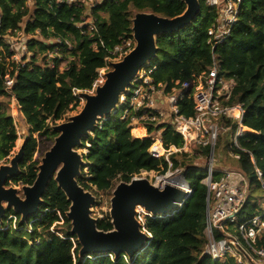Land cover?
Wrapping results in <instances>:
<instances>
[{"label": "trees", "instance_id": "obj_1", "mask_svg": "<svg viewBox=\"0 0 264 264\" xmlns=\"http://www.w3.org/2000/svg\"><path fill=\"white\" fill-rule=\"evenodd\" d=\"M67 1L34 0L30 8L28 0H0V163L10 159L19 140L11 98L16 99L30 133L20 173L9 179L8 187L35 183L41 163L35 156L40 145L47 144L46 150L53 145L58 137L53 128L80 107L82 93L92 90L117 48L128 43L134 47L136 13L176 18L187 9L181 0H100L92 8ZM201 6L202 14L190 25L157 37V57L144 69L155 68L151 75L155 84H165L169 91L176 82L191 81L208 72L216 61L220 76L234 83L232 89L221 88L228 98L224 104H243V125L251 130L239 140L241 150L235 149L242 154L239 166L250 171L253 154L264 172V0H242L228 38L215 49L209 31L219 17L218 9L203 0ZM23 30L44 39L33 40L32 59L25 60L26 64L13 59L15 51L9 40ZM55 52L58 56L50 59L49 54ZM63 63L67 64L61 70ZM8 78L14 80L11 89L6 85ZM180 112L188 117L194 114L190 100L181 105ZM122 115L117 110L101 118L77 149L86 151L78 182L97 198L101 192L114 191L117 181L130 183L142 172L166 174L169 170L164 159L150 155L152 139L135 138L131 118ZM155 124L150 122L149 133L162 130L166 147L183 146V138L169 124ZM172 163L174 168L181 165L176 155ZM183 166L192 195L172 214L144 216L143 226L151 239L133 257L125 253L81 257V245L67 218L71 203L52 180L40 212L27 222L7 210L0 223V264H237L232 258L220 261L207 256L205 176H198L192 164L184 162ZM98 229L114 230L109 215L99 220Z\"/></svg>", "mask_w": 264, "mask_h": 264}, {"label": "built area", "instance_id": "obj_2", "mask_svg": "<svg viewBox=\"0 0 264 264\" xmlns=\"http://www.w3.org/2000/svg\"><path fill=\"white\" fill-rule=\"evenodd\" d=\"M203 1L217 8L218 12L220 10L216 23L209 31L210 42L215 49L228 38L237 20L242 0ZM99 2L100 0H69L67 4L92 8ZM1 21L0 13V26ZM17 34L22 41L25 32ZM10 44L11 50L15 51L13 56V59L16 57L15 61L19 59V53L27 54L25 50H27L28 43L25 40L18 45L17 39L13 38ZM154 69L140 70L138 77L121 95L119 109H123L124 118H131L132 133L134 132L135 138L152 139L153 145L150 149L152 158L164 159L168 163L169 170L166 174H161L163 177L158 183L161 184L162 189L167 183L180 190L185 189L182 191L186 192L187 197L178 205V208H182L193 191L186 179V170L181 167L174 168L172 157L183 151L189 152L191 147L205 153L208 156V165L203 172L205 177L202 182L208 188L205 228L207 256L212 260L220 261L232 258L237 264H264V203L253 204L250 200L253 186L256 185L264 190V172L258 167L253 154H250L253 164L251 170L254 174L252 179L249 177L251 170L247 172L241 167L217 168L216 149L220 139L228 140L231 157L240 162L242 154L236 152L235 149L241 150L239 140L251 132L243 125L246 115L244 105L224 104L228 98H225L221 88L232 89L234 83L220 76V68L214 61L208 72L191 81L176 82L168 91L167 85L155 84L151 77ZM6 85L8 89H11L14 80L8 78ZM98 86H100L99 80L91 91H96ZM187 100L191 101L194 112L190 117L180 112L181 105ZM158 116L166 119V124H169L174 132L183 138L184 143L181 148L166 147L162 130L156 131L161 132V135L156 138L149 133L150 122H157ZM146 118L148 119L147 125L142 127L146 137L137 136L138 129L134 122L138 124ZM227 135L228 138H226ZM145 173L148 174V172ZM142 214L155 217L140 208L139 219L141 220Z\"/></svg>", "mask_w": 264, "mask_h": 264}, {"label": "water", "instance_id": "obj_3", "mask_svg": "<svg viewBox=\"0 0 264 264\" xmlns=\"http://www.w3.org/2000/svg\"><path fill=\"white\" fill-rule=\"evenodd\" d=\"M181 1L187 9L176 18L147 12L135 14L133 37L136 46L122 61L111 64L113 69L105 74V82L97 87L95 94H82L85 105L79 114L53 128L58 137L42 159L38 177L32 186H22L21 190L7 186L9 179L20 173L28 135L10 164L0 166V223H3L9 209L21 215L23 222L37 215L44 202L43 197L54 180L71 203L67 218L72 225V234L81 245V257L96 253H110L116 257L125 253L133 257L151 239L138 219V209L143 208L153 216H164L178 209L179 203L187 197L186 192L173 185L167 184L162 189L160 183L152 184L148 179L134 178L130 183L121 182L113 192L110 217L114 230H99V221L92 216L97 198L78 182L85 163L77 149L82 146L83 138L96 130L101 118L117 112L121 95L138 77L140 70L157 57V37L180 32L202 14V0Z\"/></svg>", "mask_w": 264, "mask_h": 264}, {"label": "rangeland", "instance_id": "obj_4", "mask_svg": "<svg viewBox=\"0 0 264 264\" xmlns=\"http://www.w3.org/2000/svg\"><path fill=\"white\" fill-rule=\"evenodd\" d=\"M33 3H34V0H28V6L30 8L33 7ZM220 12V10H219ZM218 12V13H219ZM21 32H24L21 31ZM19 34H16V36H14L15 38L14 39H17V43L18 45L22 42V41H26L28 43V47H27V50H25V52L27 54H24L23 53H19V59L16 61L17 63H25L24 61L25 60H28L27 62H30L31 61V57H32V53H31V50L32 49V46H33V40L36 39V40H44L42 39L39 35H29V34H24V38L23 40L21 41V38L18 37ZM9 40H13V38L9 39ZM136 46L135 44V41H134V47ZM133 46H131V43H128V44H125L124 46H122L121 48H118L117 51L114 53V58L110 59L109 60V64H108V67L106 69H103L101 70L100 74H101V77L99 79V85H102L104 82H105V74H107L108 72H110L113 68L111 66V64L113 63H117V62H120L123 60V58L131 52V50L134 48ZM34 48V47H33ZM58 55L55 53H50L49 54V58L53 59L54 57H57ZM42 60L44 58V56H41L40 57ZM16 59V57H15ZM14 59V60H15ZM41 59H40V63H41ZM26 64V63H25ZM66 64L67 63H63L61 64V70H64L65 67H66ZM102 83V84H101ZM84 93H88V94H95V91H86ZM83 94V93H82ZM10 108H11V114L15 120V124H16V127H17V130H18V136H19V140L17 142V147L13 153V155L10 157V159H8L7 161H4L2 163H0V166L2 165H9L10 164V161L11 159L18 153L19 149L21 148L22 144L24 143V140H25V137L28 135L30 136V133H29V127L27 126V123L23 117V115L21 114L20 112V107L18 106L17 102H16V99L15 98H11L10 99ZM85 105V100H83L81 102V105L80 107H78V109L72 113L69 114V116L64 119L63 121L59 122L57 125H61L63 123H66L69 121V119L77 114H79L83 107ZM118 110H120L121 112H123V109H119V106H118ZM124 116V114L122 115ZM158 120L156 122V127H159L160 125H163V124H166L167 121L166 119H164L163 117L161 116H158ZM147 121L148 119L146 118L145 120H141L140 122H138V124L134 122V125L136 126V128L138 129L137 132H136V135L137 136H140V137H146L144 134H145V130L142 128L144 126L147 125ZM133 126V127H135ZM148 127V126H147ZM142 128V129H141ZM247 132V131H246ZM133 136H134V132L132 133ZM161 135V132H156L154 131L152 133V136H155L156 137H159ZM36 137H38V135H36ZM229 136L227 135L226 138H228ZM228 140H226L225 138H221L219 143H218V146H217V149H216V160H217V168H226V169H233V168H240L239 166V162H237L236 160H234L232 157H231V154L229 152V147H228ZM55 141L53 142V145H54ZM52 145V146H53ZM51 146V147H52ZM228 147V149H226V147ZM51 147L47 149V144H41L40 147H39V150H38V154H36L35 158H37L40 162H42V159L45 157V154L51 149ZM83 152H86L85 150H79V153L82 154ZM182 153H186L188 154V157L186 156H182V154H179V155H176V159L179 160L180 162V167L181 168H184L185 169V166H183V163L184 162H187V164H192L194 166V168H196V171H197V175H202L203 172L202 171H199V170H205V168L207 167L208 163V156H206L205 153H202L201 150L199 149H196L194 147H191V150L189 152H182ZM220 156V157H219ZM153 173L155 175H153ZM148 173L146 174L145 172L141 173V175L139 176H136L135 178H144V179H148L152 184H156L159 182V179L162 180V175L159 174V173ZM249 177L252 179L254 177V174H253V170H251L249 172ZM121 182L117 181L115 184V188L120 184ZM168 184V183H167ZM255 185V184H254ZM12 187H16L18 188L19 190L22 189V186H15V185H12ZM115 190V189H114ZM113 192H108V193H100V195L98 196L97 198V202L96 204L94 205V207L92 208L93 212H92V216L97 219L98 221L99 220H105L107 215L110 216V212H111V209H112V198H113ZM250 200H252V203H258V204H263L264 203V190L263 189H259L256 185L252 187V195H251V198ZM141 219H139L141 221V223L144 222V215L142 214L141 215ZM14 226H16V223L14 222L13 223Z\"/></svg>", "mask_w": 264, "mask_h": 264}, {"label": "clouds", "instance_id": "obj_5", "mask_svg": "<svg viewBox=\"0 0 264 264\" xmlns=\"http://www.w3.org/2000/svg\"><path fill=\"white\" fill-rule=\"evenodd\" d=\"M200 171V170H199ZM148 173H150V172H148ZM140 209V208H139ZM139 209H138V212H139ZM143 209V208H142ZM145 211V210H144ZM170 214H172V213H170ZM168 215V214H167ZM138 219H139V216H138ZM143 224V223H142Z\"/></svg>", "mask_w": 264, "mask_h": 264}, {"label": "bare ground", "instance_id": "obj_6", "mask_svg": "<svg viewBox=\"0 0 264 264\" xmlns=\"http://www.w3.org/2000/svg\"><path fill=\"white\" fill-rule=\"evenodd\" d=\"M182 190H185V189H182Z\"/></svg>", "mask_w": 264, "mask_h": 264}]
</instances>
